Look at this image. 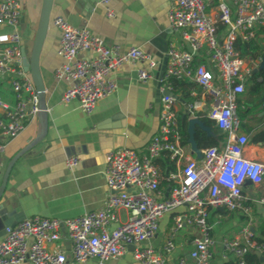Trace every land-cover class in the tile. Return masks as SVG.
<instances>
[{
  "label": "built area",
  "instance_id": "obj_1",
  "mask_svg": "<svg viewBox=\"0 0 264 264\" xmlns=\"http://www.w3.org/2000/svg\"><path fill=\"white\" fill-rule=\"evenodd\" d=\"M111 1L99 0L108 16L114 15ZM169 1L168 21L180 40L171 42L166 51L161 90H171L170 79L174 77L196 81L211 99L208 116L224 132L223 143L206 147L201 158L191 156L182 139L177 98L163 94L158 130L145 150L123 146L107 153L105 178L110 192L104 206L66 219L35 215L5 226L0 237V264L27 260L68 264L66 251L56 245L63 228L74 262L96 258L105 264L131 252L141 264H169L167 257L176 247V235L188 225L197 232L189 257H182L179 264H210L216 243L210 211L220 207L239 210L247 217L240 233L222 240L224 256L230 251L236 264H255L246 259L247 253L255 251L264 262V242L255 240L251 229L255 204L264 211V192L249 199L243 191L247 181L256 187L264 185V162L245 157L249 136L241 130L243 121L238 113L241 96L261 57H242L235 48L236 39L249 41L264 26V0H211L210 10L207 0ZM21 13L20 0H0V25L9 28L0 32V77L10 85L15 98L13 104L7 103L0 89V134L6 138L0 141V157L7 142L42 110L32 76L22 65ZM50 23L60 31L57 52L63 62L54 73L67 82L61 100L77 101L86 114L116 90L113 72L124 63L145 60L150 69L157 67L155 58L140 46L123 49L119 43L108 44L87 25L75 26L60 15L52 17ZM84 51L92 55L80 56ZM201 53L209 64L195 62ZM152 76L148 69L138 71L141 80ZM189 108L194 114L195 104ZM162 156L172 159L177 167L169 173L167 186L161 185L157 164ZM79 163L77 155L66 159L71 169ZM180 207L161 249L146 245L157 234L164 215ZM121 210L127 213L125 219Z\"/></svg>",
  "mask_w": 264,
  "mask_h": 264
},
{
  "label": "crops",
  "instance_id": "obj_2",
  "mask_svg": "<svg viewBox=\"0 0 264 264\" xmlns=\"http://www.w3.org/2000/svg\"><path fill=\"white\" fill-rule=\"evenodd\" d=\"M207 1V8L210 10L212 1ZM20 2L22 13L19 27L23 47L29 57L43 0H20ZM230 4L232 5L231 2ZM169 7V0H112L110 8L114 11V15L108 16L106 8L99 3V0H53L51 18L60 15L75 26L87 25L106 43H119L123 49L140 46L155 58L157 67L150 69L145 60L124 63L113 72L117 82L116 90L100 99L95 110L86 114L78 107L77 101L65 103L61 100L67 82L57 78L54 73L63 62L57 52L60 31L50 23L40 55V67L45 85L43 103L46 108L31 119L19 135L7 142L5 151L0 157L1 186L10 161L27 147L12 166L6 187L0 197V237L4 233L6 223H16L35 215L66 219L104 206V201L110 192L105 178L107 153L123 146L144 151L151 137L158 130L161 106L158 91L162 90L157 88L156 78L163 59L159 55L158 45H164L165 41L169 45L173 41L180 40L179 34L172 29L168 21ZM8 29L0 25V32ZM263 29L264 26L258 29L257 38L264 42ZM160 35L163 36L160 37L159 42L157 37ZM91 55L90 51L80 54L82 57ZM198 56L208 63L203 53ZM141 68L148 69L153 76L146 80L139 79L138 71ZM0 89L4 100L13 104L15 102L13 91L2 77H0ZM176 95L183 99L182 101L177 98L176 101L178 118L180 117L182 122L185 121L188 129V116L184 115V110L186 104L189 107L190 103L181 94ZM248 98L247 85L245 93L241 96L245 106ZM256 103L258 104L259 101L257 100ZM194 104V115L198 116V112L208 115L211 99L203 90ZM263 110L262 102L258 104L255 112L248 114L242 120L241 130L249 136V142L243 151L245 157L264 162V142L254 140L259 132L264 131V115L261 114ZM5 140V136L0 134V141ZM214 140H218L220 144L223 143L224 137L218 135ZM197 143L202 148L203 155L205 143L199 140ZM185 145L190 155L197 157L192 153L190 144L187 142ZM73 155L80 158V163L71 169L67 166L66 159ZM162 157L157 159V164L161 185L167 186L169 173L176 171L177 167L175 162L174 167H170L171 164L165 163ZM243 191L249 199H256L264 192V185L256 187L247 181L243 185ZM180 209L182 207L164 215L157 234L146 241V245H151L156 250L161 249L174 224V215ZM120 213L125 219L126 211L121 210ZM210 223L216 240L213 247L214 258L210 264H236V257L232 252L227 251V255L224 256L222 240L225 237L233 238L241 232L247 224L246 215L239 210L213 208L210 211ZM251 229L255 236L263 235L264 211L259 204H255ZM196 232L197 229L189 225L178 231L175 239L176 247L167 257L169 264H179L182 257H189ZM56 245L66 251L68 264H99L96 258L82 263L73 261L70 241L64 228L61 231V239ZM258 256L262 261L261 256L259 254ZM20 264L34 263L27 260ZM105 264L141 263L131 252H128L116 259L107 260Z\"/></svg>",
  "mask_w": 264,
  "mask_h": 264
},
{
  "label": "trees",
  "instance_id": "obj_3",
  "mask_svg": "<svg viewBox=\"0 0 264 264\" xmlns=\"http://www.w3.org/2000/svg\"><path fill=\"white\" fill-rule=\"evenodd\" d=\"M263 32H264V29H263ZM235 48L239 51L242 57L252 56L253 58L258 59L261 57L264 51V42L262 41V39H259L257 37L249 41H245V40H242L241 38H238L235 41ZM203 61L204 59L199 56L195 58L196 63H200ZM260 75L263 77L262 80H258V76ZM263 82H264V71L262 70H257L249 77L248 79L249 98L246 101L247 106H245L243 101L240 99L239 114H240L241 120H244L248 114L255 112V109L258 106V104H262V101L260 100H261V97L264 91ZM170 83H171V90L175 94H178V93L181 94L186 99V101L189 102L190 104L194 103V101L199 98V95L202 90V87L196 81L187 79V78H175L174 77L170 79ZM257 100L259 101L258 104L256 103ZM242 105H244V108L242 107ZM198 116H200L201 119L206 124H209L210 126H212L213 130L216 133H218L219 137L221 138L224 137V132L218 127L215 121L207 115V113L198 112ZM178 120H179V126H180V130H181L182 137H183L182 138L183 143L186 144L189 138L187 125L185 121L184 122L181 121L180 117L178 118ZM195 135H196L197 140L204 141L206 147L219 144L218 140H214L211 137H208L206 132L203 131L199 127L196 128ZM254 140L264 142V131L259 132L254 137ZM162 159L165 163L171 164L170 167L172 168L174 167V161L171 160L169 157L164 156L162 157ZM262 234L263 235L261 236L254 235L255 240L259 242H264V232H262ZM246 259L247 261L253 262L255 264H262V261L260 260L258 254L255 251H251L247 253Z\"/></svg>",
  "mask_w": 264,
  "mask_h": 264
},
{
  "label": "water",
  "instance_id": "obj_4",
  "mask_svg": "<svg viewBox=\"0 0 264 264\" xmlns=\"http://www.w3.org/2000/svg\"><path fill=\"white\" fill-rule=\"evenodd\" d=\"M52 4H53V0H43V6H42V10H41V15H40V20H39V24H38V28L36 31V36H35V40L33 43V47L31 50V53L29 55V57L27 56V53L25 51V49L23 48L22 54H23V60H22V65L24 67V69L26 71H29L33 82L35 84L36 87V91H37V95L39 98V105L41 109H45L46 107L44 106L43 103V97H44V93H45V85H44V81H43V76H42V72H41V67H40V55H41V50L49 29V25H50V20H51V8H52ZM163 35H160L159 37H157V40L160 42V37ZM168 43L167 41H165V44H160L158 45V50H159V55L160 57H162V65L160 68V72L157 75L156 78V85L157 88L160 90L161 89V85H162V81H163V75H164V71H165V67H166V63L168 60V57L166 55V51L168 49ZM258 70H262L264 71V51L261 55V59H260V63H259V67ZM263 87H264V82H263ZM158 98L161 100V96L163 94H172L174 95L176 98H179L183 101L182 98H180L178 95H176L172 90H164V91H158ZM264 103V92L263 95L261 97V100ZM262 115H264V110L261 112ZM184 115L188 116V133H189V138H188V143L191 146V150L193 154H196L197 157L201 158L202 157V148L199 147L197 140H196V128L199 127L201 128L203 131L206 132V134L209 137H212L214 139L218 138V134L213 130L212 126H210L209 124H206L201 117L196 116L193 114L192 110L187 106L186 104V109L184 110ZM27 147L24 150H26ZM21 151L20 153H18L15 157H13V159L10 161L9 165L7 166L5 173H4V178L2 181V184L0 186V197L3 194V191L6 187L7 184V180L11 171L12 166L14 165L16 159L19 157V155L23 152ZM220 209H223V207H220ZM15 223H6L5 226L7 225H14ZM131 248H133V246H131Z\"/></svg>",
  "mask_w": 264,
  "mask_h": 264
},
{
  "label": "rangeland",
  "instance_id": "obj_5",
  "mask_svg": "<svg viewBox=\"0 0 264 264\" xmlns=\"http://www.w3.org/2000/svg\"><path fill=\"white\" fill-rule=\"evenodd\" d=\"M26 50L28 51V47H27V49H26ZM213 71H214V72H216V69H215V68H213ZM238 113H239V112H238ZM239 116H240V114H239Z\"/></svg>",
  "mask_w": 264,
  "mask_h": 264
}]
</instances>
